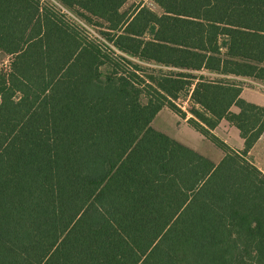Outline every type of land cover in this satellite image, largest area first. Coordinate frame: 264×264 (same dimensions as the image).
Returning a JSON list of instances; mask_svg holds the SVG:
<instances>
[{
  "label": "trees",
  "instance_id": "obj_1",
  "mask_svg": "<svg viewBox=\"0 0 264 264\" xmlns=\"http://www.w3.org/2000/svg\"><path fill=\"white\" fill-rule=\"evenodd\" d=\"M53 1L119 53L48 0H0V264H264V106L242 98L264 0ZM164 109L223 159L157 131Z\"/></svg>",
  "mask_w": 264,
  "mask_h": 264
},
{
  "label": "rangeland",
  "instance_id": "obj_2",
  "mask_svg": "<svg viewBox=\"0 0 264 264\" xmlns=\"http://www.w3.org/2000/svg\"><path fill=\"white\" fill-rule=\"evenodd\" d=\"M48 1L54 4L53 0ZM138 2L139 0H129L122 10L124 12L131 11ZM145 2L148 3L147 0H145ZM78 19L87 24L89 28L88 32L91 35L104 39V37L100 34L101 30L99 28L95 27L94 25L88 24L86 21L80 18ZM10 63L11 57L0 54V72L5 74L8 73ZM244 89L246 90V93L243 98L248 102L257 104L264 100L263 83H260L259 81L257 82L246 80L244 82ZM178 104L183 111H188L189 105L185 97H182L178 101ZM186 121L187 120H183L181 116L175 114L171 110L165 109L156 117L152 126L157 131L168 135L172 139L208 157L215 163L220 162L224 157V153L220 149H218L211 141L195 131L190 125H188ZM214 134L235 150L240 151L244 148L243 140L241 139L237 129H233L231 127L229 128L226 125L224 129L220 128L217 131H214ZM248 158L264 173V138L250 152Z\"/></svg>",
  "mask_w": 264,
  "mask_h": 264
},
{
  "label": "built area",
  "instance_id": "obj_3",
  "mask_svg": "<svg viewBox=\"0 0 264 264\" xmlns=\"http://www.w3.org/2000/svg\"><path fill=\"white\" fill-rule=\"evenodd\" d=\"M55 5H57L63 13L67 14L68 17L74 22L76 23L91 39L96 40L98 43L103 44L109 48H112L113 50L116 51V53H119L113 46L112 44H110L109 42H106L104 39L99 38V37H94L93 35H91L88 32V26L85 22L80 21L75 15H73L72 13H70L69 11H67L66 9H64L63 7L59 6L56 2H54ZM12 58V57H11Z\"/></svg>",
  "mask_w": 264,
  "mask_h": 264
},
{
  "label": "crops",
  "instance_id": "obj_4",
  "mask_svg": "<svg viewBox=\"0 0 264 264\" xmlns=\"http://www.w3.org/2000/svg\"><path fill=\"white\" fill-rule=\"evenodd\" d=\"M54 2V1H53ZM0 54H4V55H6V56H8V57H10L9 55H7V54H5L4 52H2V51H0ZM244 82L246 81V80H251V79H242ZM252 81H254V80H252ZM258 82V81H257ZM261 83V82H260ZM245 93H246V90L244 89V91H243V93H242V98L244 97V95H245ZM254 104H256V103H254ZM257 105H260V106H264V100H262V102H259V103H257ZM165 110V109H164ZM163 110V111H164ZM232 111L233 112H235V113H237V112H239V109L238 108H236V107H234L233 109H232ZM161 113V112H160ZM226 125L230 128H233V129H236L235 127H232L227 121H225V120H223L221 123H220V125H219V127L215 130V131H217L218 129H220V128H225L226 127ZM239 132V131H238ZM263 138H264V136L260 139V141L259 142H261V140H263ZM259 142L256 144V146L259 144ZM242 144V143H241ZM243 145H244V141H243ZM255 146V147H256ZM254 147V148H255ZM253 148V149H254Z\"/></svg>",
  "mask_w": 264,
  "mask_h": 264
}]
</instances>
